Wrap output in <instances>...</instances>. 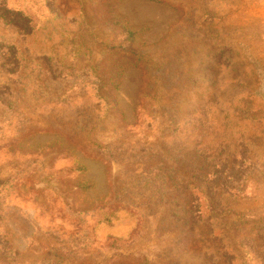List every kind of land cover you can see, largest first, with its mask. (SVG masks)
I'll use <instances>...</instances> for the list:
<instances>
[{
	"label": "rangeland",
	"instance_id": "obj_1",
	"mask_svg": "<svg viewBox=\"0 0 264 264\" xmlns=\"http://www.w3.org/2000/svg\"><path fill=\"white\" fill-rule=\"evenodd\" d=\"M0 264H264V0H0Z\"/></svg>",
	"mask_w": 264,
	"mask_h": 264
},
{
	"label": "trees",
	"instance_id": "obj_2",
	"mask_svg": "<svg viewBox=\"0 0 264 264\" xmlns=\"http://www.w3.org/2000/svg\"><path fill=\"white\" fill-rule=\"evenodd\" d=\"M129 33H130V32H129ZM129 35H130V37L132 36L131 33H130ZM136 61H137L136 66L138 65L139 62H144V60H143V59H140V58H139L138 60H136ZM178 168L181 169L179 165H178ZM178 168H177V169H178ZM166 169H167V170H166L167 172L165 173V175H166V180H167L168 183H170V184H171V183H174V182L176 181V178L172 175L173 170L170 169V167L168 168L167 166H166ZM169 169H170V170H169ZM221 175H222L221 173H218V174H217V176H219V177H221ZM115 204H116V202L113 203V205H115ZM6 249H7V248H6Z\"/></svg>",
	"mask_w": 264,
	"mask_h": 264
}]
</instances>
